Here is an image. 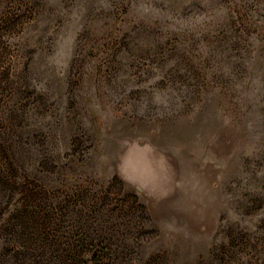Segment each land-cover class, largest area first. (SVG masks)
<instances>
[{
	"label": "rangeland",
	"instance_id": "obj_1",
	"mask_svg": "<svg viewBox=\"0 0 264 264\" xmlns=\"http://www.w3.org/2000/svg\"><path fill=\"white\" fill-rule=\"evenodd\" d=\"M0 264H264V0H0Z\"/></svg>",
	"mask_w": 264,
	"mask_h": 264
}]
</instances>
